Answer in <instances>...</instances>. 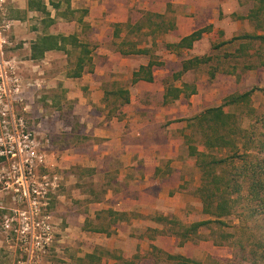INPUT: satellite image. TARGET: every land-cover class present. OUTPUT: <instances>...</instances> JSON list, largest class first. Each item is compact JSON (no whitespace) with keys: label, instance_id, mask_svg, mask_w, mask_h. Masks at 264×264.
<instances>
[{"label":"crops","instance_id":"crops-1","mask_svg":"<svg viewBox=\"0 0 264 264\" xmlns=\"http://www.w3.org/2000/svg\"><path fill=\"white\" fill-rule=\"evenodd\" d=\"M15 2L18 9H24L26 6V0ZM71 7L76 11L75 18L57 19L49 26L48 31L68 35L85 29L94 36L96 47L91 54L92 71H84L79 77H69L66 74L59 78L58 83L66 93L67 99H75L74 112L79 114L80 122L86 128L81 137L84 141L81 153L75 152L70 157L65 156L64 158L71 159L70 163L57 162L55 159L56 165L67 167L73 164L74 167L80 168V174L89 173L95 168L96 172H101L104 176V197L92 202L98 205L93 217L102 219L101 217L105 216L107 221L105 225L95 227L93 231L116 241L107 245L105 252L103 251L110 261L115 263L117 260H133L136 256V259H150V243L163 252L194 258L185 251V246L191 241L179 245L178 238L172 234L154 232L169 229L168 224L157 221L156 217H175L184 223H191L193 220H184L186 216H182L187 207L191 210L190 206L196 211L189 213L187 217L194 218L196 212L201 215L200 201L188 199L181 186L189 180L188 168L194 164L185 150L184 136L189 132L187 118L195 114L186 116L185 110L187 101L199 91L196 82L189 83L184 80V76L196 72L203 65L186 71L177 80H172V74L181 69L183 59L211 56L194 50L200 40H212V48L213 44L226 41L235 35L255 32L248 19L239 18L247 14L249 5L241 4L239 0H71ZM135 7L141 8V11L138 12ZM146 12L162 14L165 23L171 22L174 28L149 34L156 26H149L147 22L139 32L147 34L150 40L141 44L128 38V35L133 30L137 31L136 24L142 23L143 13ZM167 13H170L171 17L166 18ZM53 16L54 11H51V17ZM77 17H82V22H77ZM232 18L244 21L247 31L237 33L236 26L239 27V21ZM11 20L12 33L19 23L25 24V20ZM117 24H120V36L115 38L114 30ZM206 26H210V32H204L200 39L193 42L191 48L175 52L166 47V44L176 43L182 37ZM248 27H252L254 31L252 29L250 32ZM125 38L136 41L139 47L149 48V53L122 55L117 50V44ZM110 41L114 42L115 48L108 47L107 43ZM86 42L91 45L89 41ZM235 44L237 46V43ZM188 51L193 54L183 56V52L186 54ZM65 55L68 54L50 50L45 52L44 57L58 58ZM44 57L40 60H29L42 62L46 59ZM151 58L161 63L159 66H153L152 81L140 79L132 83L133 73L141 65H146ZM171 60L178 62L177 69H170ZM39 72L42 74V71ZM39 72H36L38 75H35L34 79L39 83V87H42L44 79ZM208 76L211 77L210 74ZM167 81L179 88L183 87V83L194 84L196 92L189 96L181 92L176 101L164 104L163 95ZM115 87L128 89L131 101L120 106L117 104L118 108L111 113V105L104 101V94ZM51 141V151L57 155L59 151L55 140ZM84 196L88 194L85 193ZM109 209L125 212L127 215L122 220H114V216V221L109 223ZM103 213H106L107 217L103 216ZM138 228L150 234L143 231L138 235ZM71 235L70 233L69 236ZM96 254L100 255L98 252ZM100 256L102 259V255ZM152 260L151 264H157L153 257ZM126 262L131 264V261Z\"/></svg>","mask_w":264,"mask_h":264},{"label":"trees","instance_id":"trees-1","mask_svg":"<svg viewBox=\"0 0 264 264\" xmlns=\"http://www.w3.org/2000/svg\"><path fill=\"white\" fill-rule=\"evenodd\" d=\"M249 5L246 18L255 29L252 33L235 35L232 38L215 43L212 49L224 44H235L233 51L226 52L223 58L240 59L241 70L264 68V0H239ZM51 11L54 16L51 17ZM15 14L7 18L24 21L29 12L39 14L42 29L28 45L27 59L40 60L50 50L63 51L66 54L76 51L72 67L67 72L69 77H79L84 71H92L93 46L81 41L77 33L64 35L50 33L48 28L57 19L73 20L75 10L71 0H26L24 9H13ZM149 26L155 25L149 34L166 32L174 28L173 24L165 23L164 16L159 13H143ZM153 17L158 22H153ZM82 22V17H77ZM168 24V25H167ZM142 23L136 24V30L142 29ZM120 24L115 25L114 37L120 36ZM36 30V29H35ZM260 31L261 33H258ZM204 32H210V26L200 28L182 37L176 43H168L166 47L175 52L183 48H191L193 42L200 39ZM122 55L148 54L149 48L138 46L136 41L127 38L117 44ZM212 59L209 55L193 56L181 61V69L172 74V80L179 79L186 71L208 64ZM161 65L149 59L133 73L131 82L140 79L152 81L153 66ZM232 70L225 71L234 74ZM214 77V72L210 71ZM259 91L264 95V87H251L242 92H232L222 98L220 104L210 106L187 118L188 134L184 136L187 155L193 159L200 171L199 185L191 192L201 203V213L206 219L184 223L175 217L159 216L157 221L169 225L167 231L154 232L172 234L178 238L179 245L187 241L211 239L213 245L230 246L232 256L224 264H264V113L257 112L251 105L252 95ZM189 96L196 92L194 84L183 83V87H175L172 82H165L163 103L176 101L180 93ZM104 101L111 105L114 113L117 104L124 105L131 101L128 89L115 87L105 91ZM250 117L248 124L243 121ZM109 223L124 219L125 212L107 210ZM116 217V219L114 218ZM233 216L236 223L229 225L227 218ZM107 217V215H106ZM105 218V216L103 217ZM114 218V220H113ZM214 237H201L202 228L212 229ZM225 227L230 228L228 231ZM214 233V231H213ZM152 250L162 253L169 264H222L216 258L209 257L205 262L184 256L163 252L150 243ZM80 264H100L101 256L95 252L79 257Z\"/></svg>","mask_w":264,"mask_h":264},{"label":"rangeland","instance_id":"rangeland-1","mask_svg":"<svg viewBox=\"0 0 264 264\" xmlns=\"http://www.w3.org/2000/svg\"><path fill=\"white\" fill-rule=\"evenodd\" d=\"M15 1L6 0L3 3V14L1 16L7 18L9 14H15L13 9H18ZM80 6L84 7L82 4ZM135 9L138 12L141 11L139 7H135ZM29 15L25 20V24L20 25L19 23L18 27H15L14 32H11L13 44L8 49V55L14 59L15 65L19 68L26 83H34V76L38 75L36 72L42 71L43 75L40 72L39 75L43 77L44 82L41 85H44L39 88L38 86H33L26 92L28 125L36 128L40 136L55 140L59 151L57 155L55 154L57 162L70 163L71 159L64 157H70L75 152L81 153V148L84 146L82 145L84 141H82L83 139L81 140V137L86 127L80 122L79 114L74 112L75 99H67L66 93L58 82L59 78L66 75L69 68L72 67L76 51H72V53L64 57H44L46 59H43L44 61L42 62L27 59L29 42L40 34L42 29L39 14L30 13ZM165 17H171V14L167 13ZM152 21L158 22V19L153 17ZM238 21L239 27L236 26L238 28L237 33L247 31L246 26H244L246 25L245 22L242 20ZM141 22L142 24H147L145 15L142 17ZM63 27L65 26L63 25ZM248 28L252 32L253 28ZM77 34L81 40L89 41L94 46L93 48L96 47L94 45L96 40L91 32L89 33V31L82 29ZM128 38L141 44L150 40V37L144 32L134 30L129 33ZM211 41L202 39L194 47V50L200 54L207 53L211 55L212 60L209 64L203 65L196 72H190L184 76V80L189 83L195 81L199 88L197 94L187 101L186 116L197 114L207 107L220 104L222 98L232 92H242L254 86L264 87V68L241 70V64L237 63L240 62V59L223 58L224 53L233 51L236 44L222 45L217 49H212L210 46ZM107 45L112 49L116 47L114 42L111 41ZM190 54L193 53L191 51L186 52V54L183 52V56H189ZM169 65L171 70L178 68L177 61L172 62L171 60ZM233 65H236V68L233 69L234 75H229L225 71L232 70ZM209 71L214 72V77L208 76ZM251 105L256 108L258 113H264V95L259 91H255L252 95ZM249 118L246 117L243 123L248 124L251 119ZM77 167H74L73 164L67 167L63 165L56 166V171L62 179L55 194L51 196L45 209H43L44 213L49 212L51 214L53 241L43 255L41 264H77L80 256L93 250L102 255L101 264H126V261H131V264H151L153 261L152 257L157 264H169L165 256L155 250L149 251L150 259L146 257L136 259V256L133 260H117L115 263L108 259L109 257L103 251L105 252L107 245L116 243V241L110 239L107 235L104 236L99 232L93 231L95 227L105 225L107 221V218L96 219L93 217L98 205L92 202L94 199H103L105 178L101 172H96L95 168L89 173L80 174L78 173L80 168ZM188 171L189 180L181 186V189L184 190L191 201H200L191 194L199 185L200 171L193 163L188 168ZM85 193L88 196H84ZM16 203L15 201H9L5 196L0 201V264H17L20 259L21 245L19 239H16L15 235L6 236L2 228L5 214L11 213L10 208L16 206ZM190 209L188 210L187 207L182 212V216H186L184 220L196 221L199 220L198 218H207L201 212V215L196 212L194 218L187 217L189 213L196 211L193 206H190ZM104 215L106 213H103ZM226 221L229 225L236 223V219L233 216L227 218ZM224 229L230 230L228 227ZM143 231L146 234H150V232L142 230V228L136 230L138 235L143 233ZM215 231V226H212V229L202 228L200 230L201 237H214L216 235ZM70 233L72 234L71 236H69ZM185 251L203 262L209 260L208 258L211 256L224 264L232 256V248L230 246L213 245L211 239H194L185 246Z\"/></svg>","mask_w":264,"mask_h":264},{"label":"built area","instance_id":"built-area-1","mask_svg":"<svg viewBox=\"0 0 264 264\" xmlns=\"http://www.w3.org/2000/svg\"><path fill=\"white\" fill-rule=\"evenodd\" d=\"M5 1L0 0V201L5 196L17 203L5 214L2 228L20 241L17 264H41L53 241L51 214L43 209L62 178L50 138L28 125L26 92L39 83H26L8 55L13 24L1 16Z\"/></svg>","mask_w":264,"mask_h":264}]
</instances>
